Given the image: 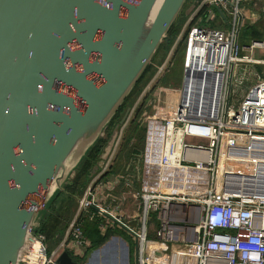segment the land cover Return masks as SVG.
Masks as SVG:
<instances>
[{
  "label": "built area",
  "instance_id": "obj_1",
  "mask_svg": "<svg viewBox=\"0 0 264 264\" xmlns=\"http://www.w3.org/2000/svg\"><path fill=\"white\" fill-rule=\"evenodd\" d=\"M248 4L254 0H200L138 96L139 104L149 94L138 120L145 129L136 165L140 186H128L126 192L141 201V227L112 214L95 193L114 150L78 196L58 243L48 249L45 235L36 229L17 264H59L58 256L70 243L85 245L82 220L105 215L136 237L138 264H264V39L238 44L241 5ZM181 39L179 79L164 88L157 79ZM257 50L261 59L254 57ZM248 63L262 68L256 82L235 100L234 70ZM47 191L40 187L30 196L36 205L26 206L42 209ZM151 212L158 220L154 237L191 252L177 256L171 251L173 255L163 257L158 249L146 252Z\"/></svg>",
  "mask_w": 264,
  "mask_h": 264
},
{
  "label": "water",
  "instance_id": "obj_2",
  "mask_svg": "<svg viewBox=\"0 0 264 264\" xmlns=\"http://www.w3.org/2000/svg\"><path fill=\"white\" fill-rule=\"evenodd\" d=\"M199 1L162 0L149 21L157 0H0V264L19 262L47 201L67 193L171 25ZM130 109L88 178L114 150ZM40 187L48 189L43 208L32 211L26 204L36 205L30 196ZM57 262L78 264L67 251Z\"/></svg>",
  "mask_w": 264,
  "mask_h": 264
},
{
  "label": "crops",
  "instance_id": "obj_3",
  "mask_svg": "<svg viewBox=\"0 0 264 264\" xmlns=\"http://www.w3.org/2000/svg\"><path fill=\"white\" fill-rule=\"evenodd\" d=\"M254 3L255 4H253V6L259 7L260 14L257 15L256 13L255 14L250 13L244 21H243V16H241V27L239 30V37L241 32L247 34L244 31H242V27L244 25L250 26L252 23L257 22L258 20H261L260 22H264V0H254ZM259 30L262 32L263 36L258 38L252 37V39H259V40L264 39V29L260 28ZM179 74H180V69L177 72V74H172L173 76L171 74L170 76H164L162 78V82L160 83V85L164 88L168 86H174L179 79L180 76ZM147 111L151 112L153 111V108L149 106L147 107ZM115 160L116 159L114 158V162ZM137 164L133 163V165L130 166L127 165L125 167L126 163H124L123 167L125 168L123 174H116L118 176L123 177L122 183L120 184L119 182L116 183V181L110 180L109 179L110 175H109L107 176V178H105V180L103 179L101 185L95 189V193L98 195V199L101 202V204L108 206L112 214L114 215L119 214L120 216L123 217L126 224L135 227L136 229H139L141 227V215H142L141 201L140 199L134 198L131 195H129V191L128 193L126 192L128 186H130L129 187L130 189L136 190L138 188V183L140 180L138 177V173L136 171ZM113 165H112L113 168L117 167L115 163ZM66 191L68 192V194L71 192L70 190L67 189ZM68 194L63 192H58L52 198H50L47 201L45 208H43L41 211V214L43 213L44 218L45 216H48V214L52 211L53 212L59 211L60 213L59 215L65 213L66 216L65 219L68 216L70 218L72 211L75 210L76 208L77 201L72 199L71 196H69ZM106 194L112 196L106 197L105 196ZM45 209H47L46 212ZM64 209L67 212H65ZM62 221L58 225H56L55 219H53L52 217L49 219V222L46 224V227L49 229L51 233H53L56 230V228L59 229V227H61V224H63ZM157 224H158V220L156 214L154 212L149 213L147 226H146V232H147L146 247L148 246L147 248L145 247L146 252L150 253L152 251H155L154 249H158L161 250V252L158 253L161 254L163 253L161 257H163V255L165 254L173 255L171 251L176 252L174 254L177 256L185 255L186 253L191 252L186 248L180 247L179 244L172 245L158 241L154 237V230L157 227ZM81 227L83 234L86 238L85 245L76 246L70 243L68 248L65 250L75 261L78 262V264L81 263L84 257H87L88 259L87 264H93V262L95 261L94 258L95 255L97 253L100 254L106 248H111L115 253V256L119 258V262L117 264H138V244L136 237L133 234H131L129 231H127L126 228L119 226L117 222H115L112 219V217L105 215L103 217H95L93 220L84 219L81 222ZM57 231L60 234L59 232L60 230ZM153 264H159V263H153ZM162 264H170V263L167 262Z\"/></svg>",
  "mask_w": 264,
  "mask_h": 264
},
{
  "label": "trees",
  "instance_id": "obj_4",
  "mask_svg": "<svg viewBox=\"0 0 264 264\" xmlns=\"http://www.w3.org/2000/svg\"><path fill=\"white\" fill-rule=\"evenodd\" d=\"M185 19H186V16L183 14V12H181L178 15L177 19L174 21V23L169 28L166 36L164 37L159 48L155 52V55L152 58L151 62L148 64L145 71L143 72V74L141 75V77L137 81L136 85L134 86L133 91H131V94L126 97L123 104L119 107V109L117 110V112L113 116L112 120L110 121L109 125L107 126V128L104 132V135L102 137H100L96 141V143L93 145V147L88 151L86 157L83 159V161L80 163L78 169L76 170L75 176L71 180L72 183L70 185L66 186V189L71 191L69 194L67 192V194L69 196H71V198L74 199L75 201H76V197H78L82 193L83 188L85 187V185L90 180V178H88V175H89L92 167L94 166V164L98 160L100 154L102 153L103 147L105 146L113 127L120 121L125 110L127 108H129V107L131 108L133 106L135 99L137 98V96H139L141 90L143 89L145 84L149 81L151 76L153 75V73L155 71V65L161 63L163 61V59L165 58V55H166L169 47L174 42L173 40L176 37V35L178 34V31H179L181 25L184 23ZM259 29L260 28H251V26H246V25H244L242 27V31H244L247 34L251 33L256 38L263 36L262 32ZM251 30L253 33L251 32ZM183 42L184 41L182 40L181 44H183ZM148 98H149V94H147L143 98L139 107L134 109V114H133V116L130 119L129 124H128L129 129L126 132L127 138H126V140L123 141V145L117 153L116 160H118V161L115 160V165H116V163L121 162L122 160H123V162H127L128 157H130L131 153H133V152L136 154H139V155L142 153V145H143V138H144L143 132H145V131H140L138 129V131H140L139 132L140 135L137 138V142H135L129 149H126V146L124 144L129 139L131 133L134 134V136L136 135V133L134 131L137 130V117H138L140 111L145 106ZM134 163H136V162H134ZM113 167H114V165H113ZM113 167H110L105 173H103L101 176V179H105V178H107V176H109L113 173H116L117 171H121V169H122V168L120 169L118 167H115V168H113ZM124 168L125 167H123V171H121V172H124ZM63 193H65V192H63ZM54 199H56V198H54ZM46 210L47 209H45V212H46ZM73 211H72V213H73ZM65 212H67V211L65 210ZM59 214H60L59 211H54V212L52 211L48 214V216H45V218H44V215L42 213L41 225H40L38 231L45 235V242L48 246V249H51L60 240L62 233H63V231L67 225V222L69 220V216L65 219V217H66L65 213L62 215H59ZM52 217H53V219H55L56 225H58L63 220L62 221L63 224H61V227H59V229L56 228V230L53 233H51L49 231V229L46 227V224L49 222V219ZM64 219H65V221H64ZM57 230H60L59 231L60 234L58 233Z\"/></svg>",
  "mask_w": 264,
  "mask_h": 264
},
{
  "label": "rangeland",
  "instance_id": "obj_5",
  "mask_svg": "<svg viewBox=\"0 0 264 264\" xmlns=\"http://www.w3.org/2000/svg\"><path fill=\"white\" fill-rule=\"evenodd\" d=\"M190 0H188L189 2ZM188 2L186 3V5L188 4ZM184 8H186V6H184ZM183 8V9H184ZM241 9H242V16H243V21L248 17V15L251 13V14H257L259 15L260 14V10H259V7L258 6H253V4H248V5H241ZM217 15V14H216ZM218 17V15H217ZM219 18V17H218ZM186 20V19H185ZM184 20V22H185ZM259 21V22H258ZM257 22L255 23H252L250 26L251 28H262L264 29V22H260L261 20H258ZM184 24V23H183ZM182 24V25H183ZM214 24L216 23H212L211 26H214ZM182 25L178 31V33L181 31L182 29ZM252 32V30H251ZM253 33V32H252ZM178 35V34H177ZM176 35V37H177ZM184 35H185V32H184ZM184 35L182 37V39H184ZM176 37L174 38V40L176 39ZM252 37H254L251 33L249 34H244L243 32H241L240 34V37L238 38V44L240 45H243V44H248ZM255 38V37H254ZM181 39V40H182ZM173 40V41H174ZM173 44V43H172ZM171 44V46H172ZM183 44H178L177 46H175L173 48V51H172V54H170L169 56V59H168V64H167V69L164 71V74L159 76L160 78L157 79L158 83H161L162 82V78L164 76H170V74H177V72L181 71V66H182V63H183ZM171 46L169 47L166 55H165V58L169 52V50H171ZM241 54H246V52H243L241 51ZM155 55V54H154ZM262 53L261 51L257 50L256 53H254V57L255 58H259L261 59ZM154 57V56H153ZM164 58V59H165ZM158 59V58H157ZM163 59V60H164ZM152 60V59H151ZM154 63V62H153ZM160 64V63H159ZM158 65V64H156ZM155 65V66H156ZM253 67L256 71V74L253 72ZM262 68V65L261 64H251V63H248V64H245V66H243L242 68H240L239 70H234V76H233V80H234V83H232V86L234 87V94L231 95V98H234L235 96V100H240V98L246 93V89L254 84L258 78V75L260 73V70ZM155 72V71H154ZM170 73V74H169ZM154 74V73H153ZM180 75V74H179ZM244 75H246L247 77L244 79ZM153 76V75H152ZM151 76V77H152ZM173 76V75H172ZM133 91V89H132ZM131 94V92H130ZM129 94V95H130ZM128 95V96H129ZM137 99H138V96L137 98L135 99L134 101V104L133 106L131 107L130 109V112H129V115L127 117V120L126 122L124 123V125L122 126V128L120 129V135L117 139V143H116V146L114 148L115 152L113 154V158L112 160L109 161V166L112 167V165L115 163L114 162V158L116 159L117 157V153L119 151V149L122 147L123 145V141L126 140L127 136H126V132L127 130L129 129L128 128V124H129V121L130 119L132 118L133 114H134V109L138 108L140 103L138 104L137 103ZM238 103V102H237ZM236 103V104H237ZM148 107V106H147ZM146 107V108H147ZM130 108V107H129ZM144 108V107H143ZM143 110V109H142ZM142 110L140 111L138 117H137V130H135L134 132L136 133V135L134 136V134L131 133L129 139L125 142V146H126V149H129L135 142H137V138L139 137L140 135V131H145L144 129V126H143V123L141 121H138L139 120V116L142 112ZM162 110H165L164 108ZM153 111H151L152 113ZM138 129L140 131H138ZM144 134V138H143V145H142V150L144 149V142H145V132H143ZM243 140V139H242ZM113 150V151H114ZM124 163L123 160L121 162H118L116 164V166L118 168H122L121 171H123V166H124ZM121 171H117L115 174H123V172ZM140 186V183H138V187ZM137 188V187H136ZM130 195V194H129ZM77 201V200H76ZM58 243V242H57ZM47 245V244H46ZM55 246V245H54ZM53 246V247H54ZM48 247V246H47ZM148 247V246H147ZM146 247V248H147ZM167 251V250H166ZM168 252V251H167ZM95 261L93 262V264H117L119 262V258H117L115 256V253L113 252V250L111 248H106L104 249L100 254H96L95 255ZM100 262V263H98ZM88 263V259L87 257H84V259L81 261L80 264H87Z\"/></svg>",
  "mask_w": 264,
  "mask_h": 264
},
{
  "label": "flooded vegetation",
  "instance_id": "obj_6",
  "mask_svg": "<svg viewBox=\"0 0 264 264\" xmlns=\"http://www.w3.org/2000/svg\"><path fill=\"white\" fill-rule=\"evenodd\" d=\"M139 161H140V155L133 152V153H131L130 157H128L127 162H125L126 163L125 167L127 165H129V166L133 165L134 162H136V164H137V162H139Z\"/></svg>",
  "mask_w": 264,
  "mask_h": 264
},
{
  "label": "bare ground",
  "instance_id": "obj_7",
  "mask_svg": "<svg viewBox=\"0 0 264 264\" xmlns=\"http://www.w3.org/2000/svg\"><path fill=\"white\" fill-rule=\"evenodd\" d=\"M161 1H162V0H157V3H156L155 6H154V9H153V11H152V13H151V16H150V18H149V21L153 18L154 14H155V12H156V9H157L158 6L160 5ZM49 190H50V189H49Z\"/></svg>",
  "mask_w": 264,
  "mask_h": 264
}]
</instances>
